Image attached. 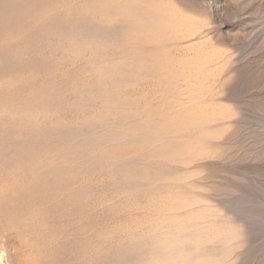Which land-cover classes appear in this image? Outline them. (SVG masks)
I'll return each instance as SVG.
<instances>
[{"label": "rangeland", "instance_id": "rangeland-1", "mask_svg": "<svg viewBox=\"0 0 264 264\" xmlns=\"http://www.w3.org/2000/svg\"><path fill=\"white\" fill-rule=\"evenodd\" d=\"M0 256L264 264V0H0Z\"/></svg>", "mask_w": 264, "mask_h": 264}, {"label": "bare ground", "instance_id": "bare-ground-1", "mask_svg": "<svg viewBox=\"0 0 264 264\" xmlns=\"http://www.w3.org/2000/svg\"><path fill=\"white\" fill-rule=\"evenodd\" d=\"M137 2V1H136ZM148 3V2H147ZM137 3H135V5H136ZM152 9L149 11L148 9H147V11H149L148 13H143L142 14V25L145 27V26H151V27H155V26H160L159 25V21H161V17H158L157 15H156V12H155V3L154 2H152ZM159 4L157 3V6H158ZM161 6V5H160ZM157 8H159V7H157ZM141 10V9H140ZM158 10V9H157ZM184 8L183 7H181V8H179V10L178 11H172V13H170V14H173V16H174V18H175V15L176 14H178V12H181V14H182V12H184ZM180 14V13H179ZM170 16H172V15H170ZM172 16V17H173ZM163 17V16H162ZM171 17V18H172ZM193 17V16H192ZM176 19V18H175ZM177 19H178V17H177ZM194 19V18H193ZM168 20V19H167ZM172 20V19H171ZM182 23H183V25L184 26H186L187 28H189V30L193 33V32H196L197 30H199L201 27L200 26H198V24L194 21V20H192L191 19V17L189 18V17H186V18H182V19H179ZM178 20V21H179ZM169 22H170V20H169ZM201 22V21H200ZM160 24H162V23H160ZM170 24H172V21L170 22ZM175 24V23H174ZM128 25V24H127ZM169 25V24H168ZM168 25H166L167 27H168ZM129 26V25H128ZM157 26V27H158ZM164 26V25H163ZM162 25H161V28H164ZM182 26V25H181ZM184 28V27H183ZM155 29V28H154ZM201 30V29H200ZM181 33V32H180ZM187 33V32H186ZM189 33V32H188ZM197 33V32H196ZM201 34V33H200ZM195 37V36H194ZM207 37V36H206ZM169 38V37H168ZM174 38V37H173ZM187 38V37H186ZM199 38V37H198ZM159 39V38H158ZM167 39V38H166ZM206 39V38H205ZM170 40H172L171 38H170ZM202 40V39H201ZM168 42V41H167ZM186 42V41H185ZM98 45V44H97ZM167 51V50H166ZM220 51V50H219ZM168 54V53H167ZM211 54V53H210ZM178 55V54H177ZM209 57H208V55L207 56H205L204 55V52H203V50H201V51H197L196 53H190L189 55H188V59L186 60V64L187 65H194L195 66V64L202 70L205 66L202 64V62L203 61H205V60H207ZM184 65V64H183ZM204 66V67H203ZM215 66V65H214ZM206 68H208V66L206 67ZM189 69V68H188ZM190 69H193V68H190ZM190 69H189V71H190ZM204 70H206V69H204ZM203 71V70H202ZM185 73V72H184ZM191 73V72H190ZM202 75H203V73H202ZM187 76V75H186ZM193 76V75H192ZM205 76V75H204ZM204 78V77H203ZM192 79H193V77H192ZM191 79V80H192ZM194 80V79H193ZM192 80V81H193ZM200 83V82H199ZM206 85V84H205ZM192 87V86H191ZM194 88V87H193ZM191 91V90H190ZM195 92V91H194ZM204 93V92H203ZM189 96H188V103H189V108L190 109H194V108H196V110H197V108H198V110L200 111V110H202V107L203 106H201V105H205V102H207L206 100H204V101H202V95L201 96H197V97H194L193 95H192V91L191 92H189ZM205 94V93H204ZM207 98V97H206ZM205 97L203 98V99H206ZM213 99V98H212ZM212 101V100H211ZM204 102V103H203ZM216 102H219V101H216ZM215 103V102H214ZM200 105V106H199ZM196 106H198V107H196ZM231 108V107H230ZM190 109H188V111L190 110ZM220 109V108H219ZM227 110H228V108H227ZM201 113V112H200ZM203 113V112H202ZM205 113V112H204ZM204 113H203V115L201 114V115H197L196 113V116H197V118H199V119H201L200 118V116H202L203 118L202 119H204V116L205 117H208V115H204ZM225 113V112H224ZM229 113V112H228ZM222 114V113H221ZM193 115L194 114H192V115H190V118H192L193 117ZM229 115V114H228ZM189 116V115H188ZM192 116V117H191ZM196 116H194V120L196 119V120H198L197 118H195ZM220 117V116H219ZM188 118V117H187ZM190 118H189V120H190ZM209 118H212V116L210 115V117ZM213 118H214V116H213ZM212 118V119H213ZM216 118H218V117H216ZM216 118H215V121H217L216 120ZM221 119H222V117H220ZM200 120V121H203V120ZM211 119V120H212ZM188 120V121H189ZM193 120V119H192ZM193 120V121H194ZM192 121V124H195L196 125V122H193ZM205 121H206V119H205ZM205 121H204V123H205ZM208 121V120H207ZM209 121H210V119H209ZM209 121H208V123L206 122V125L208 126V124H210L209 123ZM191 122V121H190ZM214 122V121H213ZM204 123H199V121H198V124L199 125H192V126H194V127H192L193 129H195V128H197L198 129V131H197V136H195L194 135V133L192 134V132L190 133H187V135H188V139H189V144H187V146H188V149H187V151H186V153H193V152H195L196 151V154L198 155V156H202V155H205L206 153H205V150H207L205 147H204V145H202L201 147H199L198 149L196 148V149H194V146H193V142L195 141V140H198L200 143H205L206 142V138H205V136H207L208 134H206V132L205 131H207L205 128H203L204 126L202 125V124H204ZM211 124H213V123H211ZM190 125V126H191ZM202 125V126H201ZM189 126V129L191 128ZM212 129V128H211ZM226 129V128H225ZM209 131H211V130H209ZM214 135V134H213ZM207 137H210V135L209 136H207ZM216 141V140H215ZM208 143V142H207ZM209 144V143H208ZM210 145V144H209ZM206 146V145H205ZM210 147V146H209ZM219 147H220V145H219ZM211 148H212V146H211ZM210 149V148H209ZM208 149V150H209ZM213 149V148H212ZM214 149H215V147H214ZM213 149V150H214ZM220 149V148H219ZM207 150V151H208ZM213 150H212V153L213 154H218L219 152H218V150H217V148H216V150H217V152L216 153H214L215 152V150H214V152H213ZM210 151H211V149H210ZM208 154V153H207ZM207 154H206V157H208L207 156ZM210 154V157H211V153H209ZM197 156V157H198ZM218 156V155H217ZM216 155H215V157H217ZM206 157H204L205 159H206ZM210 157L208 158V159H210ZM212 157H213V155H212ZM211 157V158H212ZM214 158V157H213ZM220 158V157H219ZM199 159V158H198ZM192 160V159H191ZM210 160H212V159H210ZM205 162H207V160L205 161ZM189 163H190V161H189ZM192 163V162H191ZM194 163V162H193ZM202 163H203V160H202ZM202 163H201V165H202ZM200 164V163H199ZM200 173V172H199ZM203 174V173H202ZM209 176V174L207 175V177ZM204 177V176H203ZM206 177V178H207ZM210 177V176H209ZM203 179V178H202ZM189 195V194H188ZM207 198V197H206ZM203 201H205V200H203ZM206 202H208V201H206ZM205 202V203H206ZM215 204V203H214ZM206 205H208L207 203H206ZM205 207H203V209H204ZM206 208H208V207H206ZM208 210V209H207ZM204 211H206V209H204L203 210V213H204ZM209 211H211V209L209 210ZM207 213H209L208 211H207ZM206 214V213H205ZM215 214H218V211H217V213H215ZM220 215V214H219ZM207 216V215H206ZM211 216V215H210ZM213 216H214V214H213ZM212 217V216H211ZM211 217H210V219L208 218V216L206 217L208 220H211ZM214 217H216V216H214ZM203 218V217H202ZM206 218L204 217V220H206ZM213 218V217H212ZM216 218H220V217H216ZM215 218V219H216ZM225 218V217H224ZM203 220V221H204ZM206 221L207 222V224H208V222H214V221H216V220H214V221ZM218 220V219H217ZM221 222H222V220H220ZM231 221V220H230ZM218 222V221H217ZM227 222V221H226ZM232 222V221H231ZM204 223V222H203ZM214 223H216V222H214ZM211 224V223H210ZM222 224H223V222H222ZM226 224V223H225ZM231 224V223H230ZM230 224L228 223V225L230 226ZM233 224V223H232ZM204 226H205V224H203ZM203 226V227H204ZM212 226V225H211ZM222 225H220V227H221ZM201 227V226H200ZM199 227V228H200ZM206 227L207 226H205V233H212L213 234V238H212V240L210 241V240H208V239H204L203 241H202V251L204 252V254H203V252H202V254L201 255H204V256H209V257H211V255H218V253H219V251L218 250H220L219 248H221L222 247V249L223 248H225V249H223V250H227V249H229V248H226V247H228V241L230 242V240H229V237H224V236H222L221 234H220V232H221V230H222V232H223V229H220V228H218V227H216L215 226V224H214V226L213 227H210V228H212V230L210 229V228H208V229H206ZM209 227V226H208ZM234 227V226H233ZM222 228V227H221ZM223 228H224V226H223ZM229 228H232V227H229ZM202 229H204V228H202ZM230 230H233V228L232 229H230ZM207 231V232H206ZM224 231H226V230H224ZM227 231H229V230H227ZM202 232V231H201ZM232 231H230L229 233V236L230 235H232V233H231ZM205 233H203V234H205ZM224 233V232H223ZM228 233V232H227ZM234 233H235V231H234ZM237 233V232H236ZM184 235V234H183ZM193 235V234H192ZM207 235V234H206ZM211 235V234H210ZM233 236V235H232ZM236 236V235H235ZM234 236V237H235ZM233 237V238H234ZM231 238V237H230ZM201 239H203V238H201ZM235 239V238H234ZM199 240V239H198ZM233 240V239H232ZM211 242V244L210 243H208V242ZM222 243H224V244H227V245H225L226 247H223L222 245L220 246L219 244H222ZM231 243H232V241H231ZM157 246H158V244H157ZM230 246V245H229ZM231 247V246H230ZM232 248V247H231ZM174 251V250H173ZM172 252V251H171ZM220 252H221V250H220ZM223 252V251H222ZM155 253V252H154ZM224 253V252H223ZM164 254V253H163ZM173 254V253H172ZM226 254V253H225ZM2 256V255H1ZM0 256V257H1ZM203 259V258H202ZM1 260V259H0ZM177 260V259H176ZM181 260V259H180ZM184 260V259H183ZM219 260V259H218ZM191 261V260H190ZM189 261V262H190ZM0 263H1V261H0ZM208 263V262H207ZM206 263V264H207ZM193 264V263H192Z\"/></svg>", "mask_w": 264, "mask_h": 264}]
</instances>
